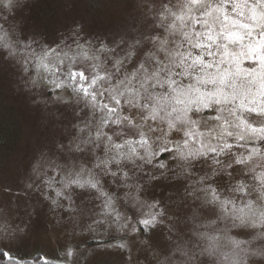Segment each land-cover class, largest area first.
<instances>
[{"label":"rangeland","instance_id":"1","mask_svg":"<svg viewBox=\"0 0 264 264\" xmlns=\"http://www.w3.org/2000/svg\"><path fill=\"white\" fill-rule=\"evenodd\" d=\"M166 3L171 8L177 0H0V44L19 49L18 40L30 36L34 41L27 58L18 51L5 61L0 54V251L19 260L40 255L59 264L148 260L141 243L144 229L136 223L133 207L152 211L137 200H149L148 174L177 148L187 151L186 142L203 149L198 160L188 156L180 161L185 166L191 162L195 175L165 181L156 190L164 200L192 192L191 218L184 217L192 229L188 247L196 242L224 244L232 224L261 222L264 208L258 206V193L251 197L257 204L250 206H245L246 197L228 194L229 185H236L222 166L232 163L227 169L232 177L259 188L264 178L252 179L260 171L254 165L260 157L253 150L264 152V147L222 144L225 134L244 141L264 138V40L238 47L245 38L234 35L264 27V12L256 5L264 8V0H201L202 6L179 0L175 16L164 10ZM180 15L183 20L176 18ZM225 38L237 43L228 44ZM82 52L92 59H79ZM73 55L89 80L94 73L103 77L94 92L55 89L50 84L56 78L53 72L36 66L37 57L48 64ZM173 89L191 90V99L199 100L189 113L190 120L199 122L182 126L186 136L160 119L163 110L155 100L145 99H171ZM152 107H157L156 115ZM225 115L242 123L240 134L227 130ZM161 146L172 152L157 156ZM54 153L69 164L71 179L79 173L82 180L99 181L98 190H73L55 209L44 202L38 177ZM213 157L221 164H213ZM124 172L127 179H122ZM117 212L124 214L122 220L115 219ZM125 221L127 227H122ZM133 226L138 233L131 231Z\"/></svg>","mask_w":264,"mask_h":264},{"label":"clouds","instance_id":"2","mask_svg":"<svg viewBox=\"0 0 264 264\" xmlns=\"http://www.w3.org/2000/svg\"><path fill=\"white\" fill-rule=\"evenodd\" d=\"M192 5H201V0H190ZM179 0L177 4L173 5L171 8L169 4H163L162 7L165 11H171L172 14L176 15V8L179 7ZM187 7V6H185ZM151 6H149V11ZM189 10H191L189 8ZM215 11V10H214ZM179 20H183V15L176 17ZM3 19H7V16H4ZM3 28V25L0 24V29ZM77 30L81 28V25H76ZM20 45L19 49L11 48L10 45L4 43L0 44V54H2L3 60L7 61L9 57L16 56L19 51L22 55H25L26 58L28 53L27 49L31 48L34 41L29 36L27 40H18ZM48 45L44 44V48H47ZM32 53H35V50H32ZM37 68L40 65V57H37ZM19 62V61H18ZM25 72L28 71L27 62L25 61ZM197 79H200L199 77ZM206 83H212V80L205 81ZM176 92V95L169 99L167 96L164 97L162 101L158 100L154 96L146 95L145 99L149 102L155 100L160 109L163 110V115L160 116L161 120L168 121L169 127L173 131L180 133L184 136L188 135L187 132L182 130V126H188L189 124L198 123V120H190L189 113L190 108L193 103L199 104V100L191 99V90L180 89ZM198 91V90H197ZM202 95V94H201ZM184 97V99H181ZM119 101V100H118ZM119 103V102H117ZM147 107V105H146ZM157 107L151 108V113L153 115L157 114ZM175 118L176 124L173 126L172 118ZM130 129L134 130L132 124L127 125ZM261 131H264V128H261ZM111 139V137L109 138ZM56 147L63 148V145L57 144ZM116 147H120L117 145ZM227 147V145H225ZM184 148L187 151H182L177 148L175 154L168 156L164 160H160L158 165H153L152 170L149 172L148 180L145 183L148 184L149 190L147 196L149 200H143L139 196L137 200L141 204V208L147 207L152 211L141 212L139 209L133 207V211L138 214L137 224H140L144 229V239L141 243L145 246L148 251V260H141L140 264H264V212L261 213V222H251L245 223L243 221L239 223H234L228 230V236L226 237V242L221 245L215 243L211 245H205L200 242L192 243L191 248L188 247V244L191 242L189 233L192 232L190 227H187V221L184 217H189L188 209L192 208L191 201L189 197L192 196V192L184 191L175 194V200H164L160 196V192L156 189L160 188L161 184L165 181L167 182H182L195 175L192 171L191 162L187 166L180 163L181 160L187 161L188 156H192L193 160L199 159V154L203 149H198L195 146L185 143ZM172 152L171 148L165 149L160 147L159 151L156 153L157 156L163 155L165 152ZM253 151L257 152L260 157L259 161H255V168L259 169V173L254 175L252 179H261L264 178V152H261L258 149ZM241 162L242 161H237ZM119 163V161H117ZM147 163L151 164L152 161L149 160ZM213 164H221L220 161L212 158ZM232 163L223 165L222 168L226 172L227 176L233 178L234 184L236 187L229 185L228 194L238 193L243 197H246L245 206L256 205L257 200L251 199L252 194L258 193L259 207L264 208V179H261V186L259 188L254 187L251 184H246L245 181L241 179H235L232 177V173L227 171L232 167ZM159 169V171H157ZM83 168L81 169V171ZM169 173H172L169 177ZM72 170L69 167V164L60 158L59 155L53 154L49 156L44 163L43 169L40 173L39 184L37 185V190L39 196L44 202H47L52 206L53 209L60 206L59 202L61 199L69 200L71 195L75 193L84 194L89 190H98L97 183H92L88 180H82L79 178V173L76 174L75 179H71ZM115 176V173H112ZM218 175V173L216 174ZM128 173L124 172L122 179H127ZM205 177L201 176L200 181H203ZM189 183H197V181H188ZM139 188H143L144 184H139ZM208 187L213 188V192H216V188L212 185ZM223 191V189H221ZM66 193H68L66 195ZM213 199L219 200L220 197L214 195ZM210 202V201H209ZM110 203H112L110 201ZM128 204V201L124 202ZM194 211V209H193ZM243 211V209H241ZM123 213L117 212L115 219L122 220ZM148 217V218H145ZM142 219H150L151 223L147 226L141 225L140 221ZM215 223V221H213ZM122 227H127V221H125ZM252 229H256V232L249 235ZM133 233H138L139 228L133 226ZM236 231L238 235H232L231 233ZM194 234V233H193ZM120 248L123 249L124 245L121 244ZM69 256L71 257V250H69ZM162 256L163 259H158L157 257ZM238 258V259H237Z\"/></svg>","mask_w":264,"mask_h":264},{"label":"snow or ice","instance_id":"3","mask_svg":"<svg viewBox=\"0 0 264 264\" xmlns=\"http://www.w3.org/2000/svg\"><path fill=\"white\" fill-rule=\"evenodd\" d=\"M84 62H88L92 58L89 57L86 53H81L80 58ZM40 66L45 68L46 72H53V75L56 77L55 79L50 80V84L55 89H64L70 88L73 93L79 94H87L89 92L95 91V85L103 79V77L96 76L95 73L91 80L88 79V72L85 70L84 66L79 63L77 56H66L63 58H57L56 60L45 64L44 61L40 62ZM92 67L95 71H99V66L93 64ZM55 69V71H53ZM62 69V74H61ZM87 85V87L85 86ZM58 99L63 100V97H58ZM95 99V97H92ZM115 99V97H113ZM116 102H120L116 100ZM106 107V106H105ZM37 175L39 174V166L36 169ZM141 225L147 226L151 223L150 219H142L140 221ZM6 258H11L7 253H4ZM45 264H47V260L45 258Z\"/></svg>","mask_w":264,"mask_h":264},{"label":"trees","instance_id":"4","mask_svg":"<svg viewBox=\"0 0 264 264\" xmlns=\"http://www.w3.org/2000/svg\"><path fill=\"white\" fill-rule=\"evenodd\" d=\"M248 32L251 34V36L254 35L253 38L249 39V36L245 35V34H247V32L244 33V35L242 33L237 34L239 40L241 39L242 35H243V38H245L242 40L243 45L239 43V44H237V45H239L238 47H243V46L247 47V45H245L244 41H247V42L249 41L248 44H251V43L257 42L258 39L264 40V28H259V29L252 30V31L248 30ZM235 40L232 38H225L224 41L225 42L227 41L226 43H231V42L237 43V42H234ZM231 45H233V44H231ZM209 107H211V106H209ZM223 122H224V124H226L227 130H230L229 127L233 128V134L234 133H236V134L241 133L240 129L243 128V125L239 120L232 118V117H229V115H225L223 118ZM234 135L226 136V134H225V138H224V142H223L222 146L225 147V145H227V148H229V147H233V148L237 147L238 148L239 146L248 147V148H250V147L255 148V147H261V146L264 147V138H260L257 140L253 139L250 141H244V139H242V138H235ZM4 253L5 252L0 251V264H45V259H43V257L40 255H36L31 259L19 260V259H15L13 257H11L10 259L6 258ZM47 264H59V263L47 261Z\"/></svg>","mask_w":264,"mask_h":264},{"label":"flooded vegetation","instance_id":"5","mask_svg":"<svg viewBox=\"0 0 264 264\" xmlns=\"http://www.w3.org/2000/svg\"><path fill=\"white\" fill-rule=\"evenodd\" d=\"M256 5H257L259 8H261L262 11L264 12V8L262 7V5H258V3H256ZM262 14H263V13H262ZM259 28H260V27H259ZM262 28H264V27H262ZM246 32H247V34H245V35H246V36H249V39H250V38H253L254 35L251 36V34L248 32V30H246L245 33H246ZM240 33H242V32H241V31H240V32H237V33H235L234 35H236V34H240ZM242 34L244 35V33H242ZM232 37H233V35H232ZM249 39H248V40H249ZM224 42H225V41H224ZM226 42H227V41H226ZM248 42H249V41H248ZM228 44H234V43L231 42V43H228ZM230 146H231V145H230Z\"/></svg>","mask_w":264,"mask_h":264}]
</instances>
